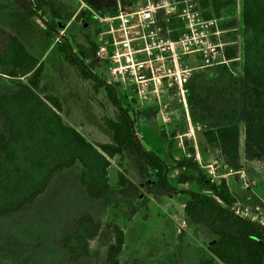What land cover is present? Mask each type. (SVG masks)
Here are the masks:
<instances>
[{
  "label": "rangeland",
  "instance_id": "1",
  "mask_svg": "<svg viewBox=\"0 0 264 264\" xmlns=\"http://www.w3.org/2000/svg\"><path fill=\"white\" fill-rule=\"evenodd\" d=\"M38 1L44 10V18L53 19L58 34L67 37L77 50L78 45L86 44V39L97 40L96 15L128 2L132 6L145 0ZM241 7L242 0H232L219 9L221 15H215L223 17L222 27H235L225 32L226 40L234 41L228 46L234 51L231 57L234 59L193 71L184 99L168 91L162 92L156 102L137 105L128 94L125 95L126 90L110 79L102 66L93 70L112 83L116 93L125 96L135 131L147 147L167 160L170 139L174 141L172 151L176 158L190 155V149H193L207 178L209 164H213L217 173L227 172L229 167L220 158L218 147L207 141L205 132L219 123H235L239 128L240 145L243 141L246 89L242 46L246 35L241 23ZM0 24L19 35L41 56L51 48L44 59L46 68L39 89L41 94L58 95L63 103L64 120L73 124L89 141L111 142L112 134L101 117L118 119V111L103 87L95 90L90 80L83 79L77 69L63 60L55 48L60 41L59 35L48 37L38 18L27 16L4 1H0ZM11 89V80L0 75V94ZM0 117L4 119L2 114ZM254 165L255 168H251L254 176L246 175L251 193L248 209L252 218L264 223V159ZM81 170L79 164H74L56 172L38 199L0 218V264H103L106 244L112 239V223L124 231L119 264H197L204 257L206 245L201 244L200 239L206 242L210 233L202 226L199 233L189 226L176 227V231L180 230L181 241L173 243L174 219L181 213L182 201L179 196L169 197L153 185L149 167L138 156L126 150L122 158L118 155L110 158L108 179L111 188L101 198L87 196L79 181ZM118 171L126 178L123 186L117 184ZM214 180L219 181L218 176ZM185 186L196 188L191 184ZM126 200L145 201V206L140 207L130 220L121 215ZM83 211L98 219L101 228L91 241L92 254L79 261L67 262L61 237L71 229L73 218Z\"/></svg>",
  "mask_w": 264,
  "mask_h": 264
},
{
  "label": "trees",
  "instance_id": "2",
  "mask_svg": "<svg viewBox=\"0 0 264 264\" xmlns=\"http://www.w3.org/2000/svg\"><path fill=\"white\" fill-rule=\"evenodd\" d=\"M8 2L27 16L38 18L45 34H58L56 22L44 18V10L37 0H0ZM232 0H201L208 15H221L219 9ZM131 7L126 3L122 8ZM110 8L107 13H114ZM241 23L246 35L242 48V73L246 89L243 119L242 154L246 160L264 159V0H242ZM98 28L96 33L98 32ZM56 44L63 60L78 70L83 79L90 80L95 90L103 87L119 118L102 116L101 121L112 134L111 142L89 141L73 124L64 120L63 103L54 93L41 95L38 91L45 70L41 54L34 51L13 31L0 24V74L11 79L24 77L16 87L0 94V112L9 127L0 133V218L19 211L34 202L48 188L56 172L79 164V181L89 198L104 197L111 188L108 179L110 158H122L126 150L143 160L151 172L155 187L169 197L179 196L184 214L193 224L207 228L213 235L205 246L204 257L197 264H264V224L234 213V196L225 178L211 181L190 155L175 157L168 143V160L143 143L135 131L130 106L116 87L94 73L102 66L96 55L97 43L75 50L67 37L58 34ZM229 49V50H228ZM234 51L226 49L233 57ZM190 81V80H189ZM189 83V82H188ZM116 84V83H115ZM117 86H119L117 84ZM209 143L218 147L224 164L240 168L239 128L235 123H219L205 132ZM173 172H176L173 174ZM126 178L118 171L117 184ZM185 184L196 185L186 187ZM145 206L126 200L121 215L130 220ZM101 228V222L83 211L73 218L70 230L61 237L67 262L89 257L91 241ZM112 239L106 244L103 264H119L124 244V231L116 223L110 225ZM181 241L180 230L177 232Z\"/></svg>",
  "mask_w": 264,
  "mask_h": 264
},
{
  "label": "built area",
  "instance_id": "3",
  "mask_svg": "<svg viewBox=\"0 0 264 264\" xmlns=\"http://www.w3.org/2000/svg\"><path fill=\"white\" fill-rule=\"evenodd\" d=\"M201 0H145L114 13L96 15L98 24L96 55L110 79L121 86L137 105L156 102L163 93L184 99L193 71L227 63L225 51L234 41L222 27V16L206 14ZM241 185L249 186L243 170ZM207 174L220 177L213 164ZM239 216L249 217L247 207L232 204Z\"/></svg>",
  "mask_w": 264,
  "mask_h": 264
},
{
  "label": "crops",
  "instance_id": "4",
  "mask_svg": "<svg viewBox=\"0 0 264 264\" xmlns=\"http://www.w3.org/2000/svg\"><path fill=\"white\" fill-rule=\"evenodd\" d=\"M6 29H9V28H6ZM50 50H51V48L50 49H47V51L41 56L43 60L45 59V56H47L49 54ZM44 65H45V61H44ZM0 75L5 76L3 74H0ZM7 78H9V77H7ZM9 79L11 80V83L13 85V89L16 87V85H15L16 82H18V81H24L25 80L24 77L13 78V79L9 78ZM41 79H42V77H41ZM40 87H41V84H40ZM40 87H39V89H40ZM13 89H11L10 91H12ZM39 89H38V91L41 94V92H40ZM10 91H8V92H10ZM3 93H7V92H3ZM41 95H43V94H41ZM0 114H2V113L0 112ZM3 117H4V115H3ZM1 132L2 133H5V134H7L9 132V127H8V124H7L6 120H5V117H4V119L2 117H0V133ZM242 149H243L242 144L241 145L239 144L240 168H238V169H232L231 168V169L232 170H243L244 172H246L245 174L248 175V177L250 178L251 175L254 176V172L251 170V168H255L256 165H254V164H257L258 163V160H246V159H244L243 154H242ZM0 155H1V153H0ZM194 157L196 159V156L195 155H194ZM196 160L198 162V159H196ZM254 161L256 163H254ZM235 174H237V175H235ZM219 175H220V177H218L219 180L221 178H225L226 183H227V185H228L231 193L234 196V202H233V204L234 205H239L240 204L239 206L247 207V208L248 207H251L250 206V202H249L250 201V198H251L250 189L248 187H245L244 188L241 185V180L239 178L238 173H229V171L227 170V172L219 173ZM215 182H218V181H215ZM248 211H249V209H248ZM180 212H181L180 215L179 216H176L175 219H174V222H175L174 223L175 224V240L173 241V243L174 242L175 243L178 242V240L176 238L177 237V232H178V231H176V227L178 229H180L179 226H181V227L189 226V227H192V228L197 229V231L199 233L200 226L199 225H196V224H193L192 222H190V220L188 219V217L184 214L183 209H182V206L180 207ZM250 215H249V218H252ZM252 219H254V218H252ZM257 221H259V220H257ZM259 222H261V221H259ZM261 223H263V222H261ZM202 228H204L205 230H207L210 233V238H209V240H206V242L204 240L200 239V243L201 244L207 245V243H209L210 241H212L213 235L211 234V232L207 228H205L203 226H202ZM217 263L222 264L219 261Z\"/></svg>",
  "mask_w": 264,
  "mask_h": 264
}]
</instances>
